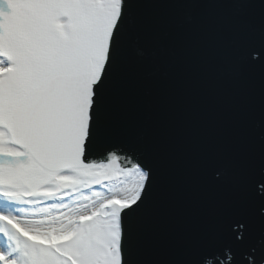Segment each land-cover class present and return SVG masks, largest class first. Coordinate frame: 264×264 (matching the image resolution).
I'll return each instance as SVG.
<instances>
[{"label": "snow or ice", "instance_id": "6c2138e0", "mask_svg": "<svg viewBox=\"0 0 264 264\" xmlns=\"http://www.w3.org/2000/svg\"><path fill=\"white\" fill-rule=\"evenodd\" d=\"M198 22L177 30V8ZM0 0V264H264V136L193 141L191 66L259 67L264 0ZM143 41L139 57L133 46ZM153 67L174 69L163 99ZM235 79L236 104L249 103ZM220 181H183L189 153Z\"/></svg>", "mask_w": 264, "mask_h": 264}, {"label": "water", "instance_id": "95a60500", "mask_svg": "<svg viewBox=\"0 0 264 264\" xmlns=\"http://www.w3.org/2000/svg\"><path fill=\"white\" fill-rule=\"evenodd\" d=\"M195 3L196 0H185ZM251 12L258 16L261 0H251ZM200 9L177 8L173 11V24L177 30L195 25L199 20ZM144 51L143 41L133 46L137 57ZM150 78L160 84L157 90L163 99L174 95L172 82L176 79L174 69L153 67L149 70ZM247 85L246 95L249 103L236 104L231 88L232 80ZM259 67H251L242 62L230 73L215 68H208L203 74L189 66L180 83L181 104L187 114L186 133L193 141L199 137L213 134L224 123L239 124L252 140L259 142L264 136V118L259 108ZM183 181L193 195L211 196L214 187L220 183L211 171L202 172L196 165V153H189L183 171Z\"/></svg>", "mask_w": 264, "mask_h": 264}]
</instances>
